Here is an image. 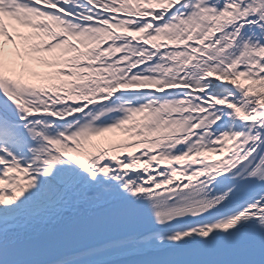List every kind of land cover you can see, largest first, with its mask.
<instances>
[{"label":"snow or ice","instance_id":"1","mask_svg":"<svg viewBox=\"0 0 264 264\" xmlns=\"http://www.w3.org/2000/svg\"><path fill=\"white\" fill-rule=\"evenodd\" d=\"M0 264H264V0H0Z\"/></svg>","mask_w":264,"mask_h":264}]
</instances>
